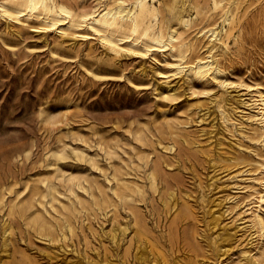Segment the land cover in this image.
I'll return each instance as SVG.
<instances>
[{
	"label": "rangeland",
	"instance_id": "1",
	"mask_svg": "<svg viewBox=\"0 0 264 264\" xmlns=\"http://www.w3.org/2000/svg\"><path fill=\"white\" fill-rule=\"evenodd\" d=\"M137 2L0 15V264H264V0H149L143 54L80 17Z\"/></svg>",
	"mask_w": 264,
	"mask_h": 264
},
{
	"label": "bare ground",
	"instance_id": "2",
	"mask_svg": "<svg viewBox=\"0 0 264 264\" xmlns=\"http://www.w3.org/2000/svg\"><path fill=\"white\" fill-rule=\"evenodd\" d=\"M22 2V9L7 6L4 3L0 4V15L19 20V17L24 14L28 16L35 13L43 14L42 19L50 26L60 25L63 21H69L75 16V13L67 6L62 4L51 6L48 4V0H23ZM155 9L154 5L149 3V0H138L136 5L127 11L108 10L98 16L85 13L80 17L83 21L90 20L89 26L95 35L101 42L110 46H116L112 41V37L115 33L120 32L122 25H126L127 38H130L136 45L141 46V48L134 51L143 54L149 52L155 45L164 46L165 36L163 31L159 29L157 33L152 32L148 21L154 15ZM176 40V37H170L169 42L172 44ZM211 65V61L198 60L195 64L186 67L179 64L177 70L179 72L186 70L192 77L201 79L206 76ZM259 97L264 108V96L259 95Z\"/></svg>",
	"mask_w": 264,
	"mask_h": 264
}]
</instances>
